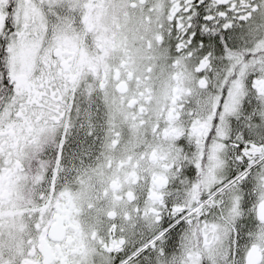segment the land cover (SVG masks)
Listing matches in <instances>:
<instances>
[{
	"label": "snow or ice",
	"instance_id": "6c2138e0",
	"mask_svg": "<svg viewBox=\"0 0 264 264\" xmlns=\"http://www.w3.org/2000/svg\"><path fill=\"white\" fill-rule=\"evenodd\" d=\"M0 264H264V0H0Z\"/></svg>",
	"mask_w": 264,
	"mask_h": 264
}]
</instances>
